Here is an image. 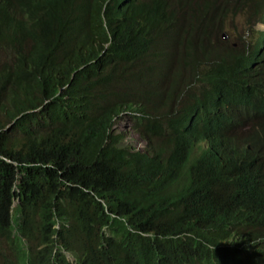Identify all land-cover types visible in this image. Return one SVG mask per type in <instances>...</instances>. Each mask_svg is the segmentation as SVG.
I'll return each instance as SVG.
<instances>
[{
	"label": "trees",
	"instance_id": "trees-1",
	"mask_svg": "<svg viewBox=\"0 0 264 264\" xmlns=\"http://www.w3.org/2000/svg\"><path fill=\"white\" fill-rule=\"evenodd\" d=\"M259 23L264 0H0V264L264 261Z\"/></svg>",
	"mask_w": 264,
	"mask_h": 264
},
{
	"label": "rangeland",
	"instance_id": "rangeland-1",
	"mask_svg": "<svg viewBox=\"0 0 264 264\" xmlns=\"http://www.w3.org/2000/svg\"><path fill=\"white\" fill-rule=\"evenodd\" d=\"M240 21H241V19L238 18V20H236V24L234 23L236 29L239 28ZM235 28L232 27L231 24H228L226 26V29L222 32V35L224 34L226 36L225 39H227V37H228V32H230V30L234 31ZM255 28L258 29V30L264 31V24H261V23L260 24H257L255 26ZM131 123H132L131 118L129 116H125L124 115L123 117H121L120 119H118L116 121V124H115L116 132L123 134L124 139L122 140V143L125 146H128L129 145V146H134L136 148H142V147L145 146V142L143 140H141L135 134L134 131H132V129H131ZM68 257H69L70 260L73 259L71 256H69V254H68Z\"/></svg>",
	"mask_w": 264,
	"mask_h": 264
},
{
	"label": "clouds",
	"instance_id": "clouds-1",
	"mask_svg": "<svg viewBox=\"0 0 264 264\" xmlns=\"http://www.w3.org/2000/svg\"><path fill=\"white\" fill-rule=\"evenodd\" d=\"M260 24V23H259ZM261 24H264V23H261ZM258 264H264V261L262 260V261H259V263Z\"/></svg>",
	"mask_w": 264,
	"mask_h": 264
},
{
	"label": "water",
	"instance_id": "water-1",
	"mask_svg": "<svg viewBox=\"0 0 264 264\" xmlns=\"http://www.w3.org/2000/svg\"><path fill=\"white\" fill-rule=\"evenodd\" d=\"M223 37L226 38V36L223 34Z\"/></svg>",
	"mask_w": 264,
	"mask_h": 264
}]
</instances>
